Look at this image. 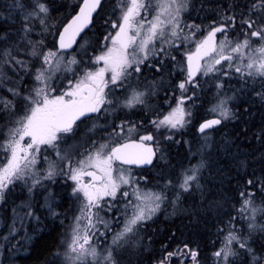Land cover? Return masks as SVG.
I'll list each match as a JSON object with an SVG mask.
<instances>
[{"label":"snow or ice","instance_id":"obj_1","mask_svg":"<svg viewBox=\"0 0 264 264\" xmlns=\"http://www.w3.org/2000/svg\"><path fill=\"white\" fill-rule=\"evenodd\" d=\"M107 3H0L5 242L59 220L44 264H264V0Z\"/></svg>","mask_w":264,"mask_h":264},{"label":"trees","instance_id":"obj_2","mask_svg":"<svg viewBox=\"0 0 264 264\" xmlns=\"http://www.w3.org/2000/svg\"><path fill=\"white\" fill-rule=\"evenodd\" d=\"M62 2L67 3V4H75L77 0H62ZM114 0H108L107 7L110 10L112 7V3ZM0 3H3V0H0ZM63 12L67 13L70 11L69 8H64L62 9ZM201 16L204 15V13L200 14ZM193 19H198L197 18V13L193 12L192 13ZM198 23L201 22L197 21ZM204 23H207V21H204ZM94 33L95 30H91L88 33L89 38H94ZM149 78L151 79V75H149ZM165 87H167V84H165ZM158 98L160 99L161 103L164 98V91L161 90ZM198 103H203L204 108H207L210 106L211 103V94H208L206 96L202 95L201 100L198 101ZM166 108V106H165ZM130 119L136 120L139 119V112L137 111V115L135 116H129ZM151 118V117H149ZM259 122V113L257 112L256 117L253 121L254 124ZM231 127V126H230ZM176 139H187L192 142L193 145L196 144V141L198 139L197 134L195 133L194 129L192 128H187L184 130V136L181 138L180 136H177ZM187 150V146L181 143V145H172L171 146V158L174 161H179L182 159V157L185 155ZM186 161H184L185 163ZM134 173L136 175H143L147 174L150 177L154 176L156 173V169H147L146 173L145 172H140L138 169H133ZM64 191V190H62ZM20 192L19 189L16 190V196H19ZM19 201V199H17ZM16 201V202H17ZM69 200L67 198L64 199L63 201V206H62V211L68 210L69 209ZM10 213V212H9ZM71 215V212L68 213ZM158 219H155L154 223H150V225L146 228V232L149 235H154L156 239L159 240H164L165 236L168 234L169 229L172 226L173 221L172 220H165V215L163 209L161 210L160 213L157 214ZM10 223V220L8 221ZM67 223V220H65V225ZM176 223H179V221H176ZM63 231V227L61 226L59 220L56 221H46L45 226L43 227V231L39 234L38 238H33L31 240L26 239L25 236V231L23 229L20 230L19 234H23V242L21 241L20 243L17 241L18 236L16 238V243L13 242V244L16 246L19 245L17 249L13 250H8V243L5 242L4 238V233L7 234V225L3 219V214H0V255L3 253L2 256V263L3 264H44V261L49 258V249L54 248L56 243L60 239V233ZM212 232H215V229H212ZM28 236H32L33 233L31 231V227H28L27 231ZM147 239V237H145ZM215 236H209L207 233H202L199 242L201 244L207 245L209 248L211 247L210 245V240H215ZM218 246V244H217ZM157 249L160 248V244L157 243L155 245ZM159 255V253H157Z\"/></svg>","mask_w":264,"mask_h":264},{"label":"rangeland","instance_id":"obj_3","mask_svg":"<svg viewBox=\"0 0 264 264\" xmlns=\"http://www.w3.org/2000/svg\"><path fill=\"white\" fill-rule=\"evenodd\" d=\"M150 79V78H149ZM160 93V92H159ZM159 95V94H158ZM164 110L166 111L167 110V108H164ZM185 163H187V161L185 162ZM133 174L134 175H136L135 173H134V170H133ZM22 198V197H21ZM20 201H17V203H19ZM117 207H119V206H117ZM163 209V208H162ZM113 214H115V213H113ZM9 215H10V213H9ZM67 223H68V221H67ZM67 223H66V225H67ZM4 236L6 235V233H4L3 234ZM23 234H19L18 235V239H17V241L20 243L21 241L23 242L24 240H23ZM4 239V238H3ZM2 240V239H1ZM0 240V241H1ZM13 242H15L16 243V239L15 240H13L12 242H11V244H8V250H13V251H15L14 249H17L18 247H20L19 245H17L16 244V246L13 244ZM1 243V242H0ZM2 256H3V253L0 255V264H3L2 263Z\"/></svg>","mask_w":264,"mask_h":264},{"label":"flooded vegetation","instance_id":"obj_4","mask_svg":"<svg viewBox=\"0 0 264 264\" xmlns=\"http://www.w3.org/2000/svg\"><path fill=\"white\" fill-rule=\"evenodd\" d=\"M196 20V22L197 21H200V20H198V19H195ZM198 23V22H197ZM135 167H133V169H134ZM136 169V168H135ZM67 191H70V189H68ZM69 203H72L70 200H69ZM74 207V206H73Z\"/></svg>","mask_w":264,"mask_h":264},{"label":"water","instance_id":"obj_5","mask_svg":"<svg viewBox=\"0 0 264 264\" xmlns=\"http://www.w3.org/2000/svg\"><path fill=\"white\" fill-rule=\"evenodd\" d=\"M77 39H79V37H77ZM73 47H75V45H73ZM133 167H135V166H133Z\"/></svg>","mask_w":264,"mask_h":264}]
</instances>
